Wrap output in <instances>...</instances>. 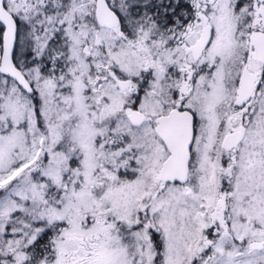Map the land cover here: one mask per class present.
Wrapping results in <instances>:
<instances>
[{"label": "snow or ice", "instance_id": "snow-or-ice-1", "mask_svg": "<svg viewBox=\"0 0 264 264\" xmlns=\"http://www.w3.org/2000/svg\"><path fill=\"white\" fill-rule=\"evenodd\" d=\"M0 264H264V0H0Z\"/></svg>", "mask_w": 264, "mask_h": 264}]
</instances>
